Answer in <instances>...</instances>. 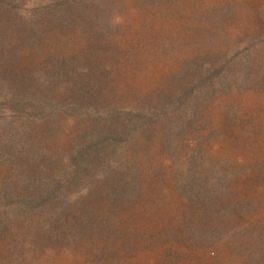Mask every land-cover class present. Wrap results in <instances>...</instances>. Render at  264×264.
<instances>
[{"label":"rangeland","instance_id":"rangeland-1","mask_svg":"<svg viewBox=\"0 0 264 264\" xmlns=\"http://www.w3.org/2000/svg\"><path fill=\"white\" fill-rule=\"evenodd\" d=\"M21 3L32 38L5 57L69 62L127 115L67 218L0 210V264H264V0Z\"/></svg>","mask_w":264,"mask_h":264},{"label":"trees","instance_id":"trees-1","mask_svg":"<svg viewBox=\"0 0 264 264\" xmlns=\"http://www.w3.org/2000/svg\"><path fill=\"white\" fill-rule=\"evenodd\" d=\"M85 1L59 0L63 9L59 13H74ZM21 7V0H0V210L67 218L70 196L79 191L84 178L81 171L93 176L99 157H111L109 137L123 129L117 123L113 126L118 127H111L110 121L127 114L120 106L106 107L96 83L89 85L69 62H65L68 75L57 70L35 75L31 61L5 57L14 49L22 50L32 38L19 27V22L28 23L20 19ZM181 91L177 96L165 95L160 104L176 110L181 99L175 97L185 99ZM81 117L89 129L62 139L63 127ZM121 180L118 177L117 183Z\"/></svg>","mask_w":264,"mask_h":264}]
</instances>
